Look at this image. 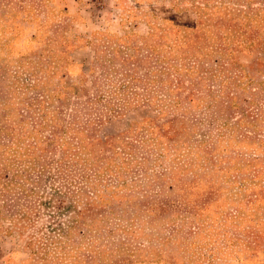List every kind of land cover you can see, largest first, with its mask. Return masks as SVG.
Instances as JSON below:
<instances>
[{"label":"rangeland","instance_id":"1","mask_svg":"<svg viewBox=\"0 0 264 264\" xmlns=\"http://www.w3.org/2000/svg\"><path fill=\"white\" fill-rule=\"evenodd\" d=\"M0 264H264V0H0Z\"/></svg>","mask_w":264,"mask_h":264},{"label":"trees","instance_id":"2","mask_svg":"<svg viewBox=\"0 0 264 264\" xmlns=\"http://www.w3.org/2000/svg\"><path fill=\"white\" fill-rule=\"evenodd\" d=\"M95 89H94V93L91 96H86L84 101H74L72 103L73 107L71 109L70 112V116H71V121L70 124H68L67 127H65V125L63 123H61L59 120L55 121V118L52 119V121L50 122V124H48V122L46 123V125H49L52 129H50V137H45L42 141V143H40V146L43 148L41 150V152H46L48 148H55V141L56 139H58V135L59 133H63L65 131H67L68 129L73 131V135L70 138L71 142H76V144L72 147V149H69L68 147H65L63 141H60L59 144L57 146H62L61 148V157H60V161H70V164H75L81 162V158L78 157L79 156V147L81 148V136H83L84 138H88L89 140V145L92 146V142L90 140H94L93 135L91 134H86L83 135V131L86 129V123L88 124L87 127L90 126V124H101L103 117L107 116L108 110L106 111V107L108 106V99H107V95H105V92L103 91V88L99 86V84L94 85ZM103 95L106 96V103H102V99H103ZM41 98V99H40ZM60 98V97H59ZM45 97L44 94L38 93L37 96L33 97L32 100L37 102V103H44ZM61 101H65L62 102L63 104H67L68 99L65 97V99L61 100ZM59 102V101H58ZM100 105V106H98ZM93 112H95V114L90 117ZM40 115V113H39ZM87 116L85 117L84 121L80 122V118L81 116ZM57 122H59L60 124H58ZM89 136V137H88ZM91 138V139H90ZM123 141V140H121ZM103 145H110L109 142L107 140H104ZM124 143V142H123ZM131 143L127 142L124 145V147L126 148V145H130ZM125 148L123 149L125 152H127V150H125ZM59 162V175H57V177L59 179H63V180H67V178L69 177V175L66 173L68 171V166L65 168V166H63V164ZM85 164H82L81 166H83ZM72 166V165H71ZM76 167V166H75ZM85 211H88V209H83L82 211H77V216H80L82 214L85 213ZM78 224V221L75 222L72 226H70L69 228H76ZM62 230V228L60 229Z\"/></svg>","mask_w":264,"mask_h":264}]
</instances>
